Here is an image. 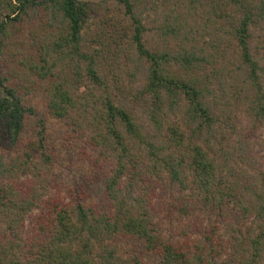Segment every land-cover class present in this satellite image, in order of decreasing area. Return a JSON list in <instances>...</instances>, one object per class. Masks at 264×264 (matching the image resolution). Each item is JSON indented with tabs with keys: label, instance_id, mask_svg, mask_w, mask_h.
I'll return each mask as SVG.
<instances>
[{
	"label": "trees",
	"instance_id": "trees-1",
	"mask_svg": "<svg viewBox=\"0 0 264 264\" xmlns=\"http://www.w3.org/2000/svg\"><path fill=\"white\" fill-rule=\"evenodd\" d=\"M116 1L132 21L131 46L137 52L136 60L146 63L140 94L153 103L148 115L155 131L146 133L130 106L115 105L109 96L102 97L103 107L98 112L106 120L107 133L101 134L116 158L114 170L105 179L102 206L90 203L82 193L70 198L59 193L44 195L38 191V179L27 172L34 167L16 157L21 154L25 120L34 109L19 94L21 85L0 71V264H120L116 261L120 243L123 247L129 244L133 254L138 252L134 264H145L142 252L159 264H264V161L253 169L248 167V154H241L238 162L223 148L217 158L207 149L219 121L214 110L220 104L216 91L233 85L218 81L221 77L217 71L212 72L215 67L206 71L214 53H197L194 41L193 49L185 45L192 40L193 24L188 19L186 25L176 24L175 17H165L170 22L165 23L163 33L173 35L177 45L152 51L142 40L146 27L131 1ZM249 1L229 0L238 4L242 13L235 17L226 12L220 15V29L235 40L239 51L236 69L244 68L246 72L241 81L252 87L246 111L254 124L246 140L257 136L259 125L264 124V53L253 50L259 46H252L251 33L252 26L264 23V3L255 9ZM35 8L48 10L62 31L51 45L39 46L38 62H30L31 71L46 80L56 73L57 62L68 60L77 66L84 63L85 76L107 90L100 72L101 54L86 43L85 23L92 8L82 0H0V59L4 47L16 45L12 30L15 21H21ZM227 18L232 19L231 23ZM128 59H132L130 55ZM238 75L228 76L230 84L238 83ZM67 84L61 81L47 86V109L55 117L66 116L76 105L65 88ZM29 88L34 86H24ZM179 108L183 126H169L170 136L165 141L158 137L162 134V116ZM200 134L204 136V147L197 143ZM139 145L147 149L151 172L139 161L141 156L135 152ZM42 155L49 158L44 152ZM138 183L148 188L146 194H134ZM176 193H182L183 207ZM173 202L176 207L180 205L177 209L181 216L195 214L194 235L181 219L172 221ZM199 212L206 215V221ZM166 223L172 230L180 229L177 237L171 229L168 232ZM224 231L229 234L226 239Z\"/></svg>",
	"mask_w": 264,
	"mask_h": 264
},
{
	"label": "rangeland",
	"instance_id": "rangeland-1",
	"mask_svg": "<svg viewBox=\"0 0 264 264\" xmlns=\"http://www.w3.org/2000/svg\"><path fill=\"white\" fill-rule=\"evenodd\" d=\"M82 1L89 3L92 8L85 23L84 35L91 50L95 48L101 54L100 72L107 83V90L95 86L85 76L84 63H79L77 66L75 62L71 63L68 60L57 62L56 73L46 80L39 79L31 71L30 62H38L39 46L42 43L51 45L57 33L62 31L60 23L55 21L45 8H35L21 21H15L12 30L14 31L13 41L16 45L4 47L5 51L0 59V71L7 79H12L14 83L21 85L19 94L34 109L25 120L19 144L21 154L16 157L18 161L25 160L34 167L27 169V172L32 179H38V191L44 195L59 193L65 198L82 193L90 203L102 206L100 203L103 201L105 179L114 170L116 158L113 149L105 144L101 134L107 133V125L104 117L98 112L103 107L100 99L109 96L115 105L130 106L137 121L144 124L146 133L151 134L155 130L149 120L148 112L153 103L146 95L140 94L146 75V63L144 60H136L137 52L131 46L133 24L131 19L124 15V6L116 0ZM130 1L135 14L140 17L146 27L142 40L152 51L162 47L168 48L172 43L177 45L172 39L173 35L163 33L167 28L164 26L165 23L170 22L169 19L165 21V17L170 16L171 19L175 17L176 24L182 22L187 25V19L190 24H193V29L190 31L192 40L185 42V45L193 49L191 44L194 41L196 44L194 47L197 49L193 50L197 53L201 54L205 51L214 53L211 64L208 66L207 63L204 66H208L206 71L209 73L211 68L215 67L212 72L217 71L218 76L221 77L218 81H222L224 85L225 83L233 85L216 91L220 104H217L214 110L217 111L219 121L209 138L208 147L210 148L207 147V149L217 158L222 153L220 148H223L231 154L233 161L238 162H241V154H248L250 155L248 167L253 168L258 164L260 166L264 161V124H260L257 130V136L259 132H262V136H250L247 140L244 138L251 124L252 126L254 124V118L246 111L252 87L249 82L243 84L241 81L246 74L244 68L240 71L236 69L240 62L235 40L230 39V36L220 29V22L223 21L220 15L226 12V15L238 16L242 13L240 6L233 5L229 0ZM249 2L257 9V6L264 3V0H250ZM179 16L181 20L178 21ZM231 20L227 18V22L231 23ZM251 33L252 46H259L253 50L264 53V23L259 22L252 26ZM177 42H179L178 39ZM218 51L223 52V56ZM128 55L132 58L131 60L128 59ZM236 74H239L236 76L238 83L234 84L236 82L234 81L230 84L231 78L228 76ZM61 81L68 83L65 88L76 101V105L66 116L59 118L48 112L47 86L57 85ZM25 85H33L34 89L26 90ZM180 117V108L176 109L175 113L171 110L166 117L162 116V134L158 137H163L167 141L171 132L168 127L182 125ZM149 127L152 131L148 129ZM184 130L185 128L182 131ZM197 143L203 146L202 143H205L203 134H200ZM172 148L176 151L175 147L172 146ZM42 152L49 155V158L43 156ZM135 152L141 156L139 161L147 164L145 170L151 172L152 162L145 153L147 152L145 146H135ZM165 173L162 172L164 177H166ZM137 187L138 189H134V194L137 195L138 192L146 194L148 188L144 183H138ZM158 192L159 189L156 190V193ZM181 195L182 193H176L177 201L182 205ZM170 204L171 202L167 204L165 210ZM174 207L172 221L181 219V224H187L186 230L190 232V235H194L195 214L189 217L181 216L177 207L175 205ZM199 216L207 220L203 212H199ZM213 219L215 217L211 218ZM165 221H169V218ZM27 223L26 220V225ZM168 225L169 223L165 224L169 232L171 227ZM256 229L257 227L253 232ZM179 230L175 228L170 232L177 237ZM223 234L225 239L229 236L225 231ZM119 247L116 250L118 255L116 261L120 264H134L133 258L138 252L133 254L129 244L123 247V243H120ZM140 257L145 264H159L149 253L142 252Z\"/></svg>",
	"mask_w": 264,
	"mask_h": 264
}]
</instances>
